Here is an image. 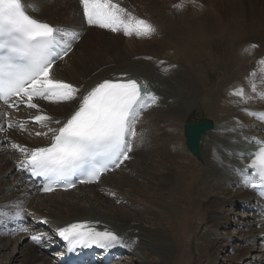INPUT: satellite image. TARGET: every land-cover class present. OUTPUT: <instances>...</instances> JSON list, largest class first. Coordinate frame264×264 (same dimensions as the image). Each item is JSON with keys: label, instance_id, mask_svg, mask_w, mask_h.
I'll list each match as a JSON object with an SVG mask.
<instances>
[{"label": "bare ground", "instance_id": "1", "mask_svg": "<svg viewBox=\"0 0 264 264\" xmlns=\"http://www.w3.org/2000/svg\"><path fill=\"white\" fill-rule=\"evenodd\" d=\"M122 1L127 4L135 1L139 3V9H151V14L156 16L155 20L159 24L158 36L152 38L159 42L156 49H145L144 54L138 55V52L134 51L137 50L134 49L137 44L131 39L133 44L126 49L127 56H114L113 52L108 54L109 50L104 53L100 46L97 47L93 43L98 39L104 41L107 35L85 27L77 0H24L30 13L36 14L40 20L59 28L74 27L84 35L83 43L77 45L82 48V53L79 52V56L76 54L79 57L78 63L70 60L76 53L75 50L55 67L52 71L54 78L71 83L79 87L82 94H86L102 81L126 74L128 78L147 81L153 92L162 97L154 108L158 105L161 107L144 113V119L139 123L141 137L149 138L150 144L146 140L136 139L137 152L131 154L137 157L136 163H131L122 172L118 171L120 173L102 178L97 187L99 189H80L51 198L34 196L29 186L15 177L12 156L0 147V182L3 184L0 186V203H24L41 218L48 219L50 225L55 228L75 221L100 222L103 227L124 234L127 238L130 243L127 252L129 256L123 257L127 264H214L221 253L220 248L225 246L229 248L231 256L238 253L239 257L236 259L239 258L240 261L250 258L251 261L255 260L253 264H264V216L257 212L250 214L252 208L260 210V207L256 204L254 195L244 189L241 177L236 171L246 165L244 151L255 147L256 138L264 141V122L261 123L245 113H264V96L261 95L264 93V67L261 66V61H264V23L261 21L264 14L257 13L259 8L248 7L245 0H221L223 14L222 11L219 12L218 6L213 5L210 7L211 12L206 13V16H209L205 21L191 23L186 18L187 23H180L172 22V14L162 9L163 0ZM186 8L191 7H185V11H188ZM210 8L207 7V10ZM192 12L194 20L197 12L193 13L194 15ZM256 13L258 16L254 20L257 22L251 25L259 26V30L242 33L238 23L247 21L248 15L253 16ZM226 23L228 25L224 28ZM248 36L254 40L255 37L260 39L259 47L263 54L259 55V58L241 55L237 48L233 51L229 49L232 53H223L219 59L213 58L207 52H204L206 58L201 54L205 49L210 50L211 45L224 47L220 45V41L229 38H236L231 41L229 48L237 47L243 44ZM113 37L115 42L120 40V37ZM197 40L199 42L196 43ZM200 44L204 46L203 49H196ZM107 47L112 48L111 42ZM252 51L254 49L250 46L246 48V52ZM101 67H106L105 71L97 73ZM244 77L247 78L244 83L239 82L243 81ZM228 84L231 85L226 89ZM240 88L244 89L247 100L227 95L231 90ZM183 101L189 105L183 106ZM79 103L80 98L75 100L74 105L56 101L48 106L42 102L39 105L41 114L53 117V127L57 125L55 120L69 116ZM1 111L0 105V113ZM35 114L37 110L30 109L22 117L32 121ZM204 119L213 121L214 130L207 132L201 141L200 156L204 162V165H201L187 153L188 150L183 146L182 134L186 146L185 125L189 121L199 122ZM237 119L241 121H235ZM3 120L4 117L0 118V124ZM39 126L38 123L25 134L11 132L10 143L29 149L49 145L51 133L38 138L36 133L46 132L43 127L40 132ZM5 136L6 134L0 133V143ZM232 141L238 142V146L230 144ZM220 142L228 143L235 152L217 150L215 145ZM215 151L219 157L215 156ZM156 168L162 171H156ZM223 174L230 176L221 178ZM216 175H219L220 179ZM139 180L143 185L138 183ZM104 186L112 190L117 197L108 198L105 195L106 189H102ZM72 194L74 196L71 199L69 195ZM194 194H197V199ZM119 201L123 205L117 207ZM226 207L231 209L226 210ZM130 208L131 210H128ZM181 214L183 217H180ZM230 215L243 220L234 223L242 233L241 236L229 237L221 233L222 227L230 225L231 220L226 223V217ZM205 216L209 217V227L204 235H199L195 230H199ZM154 247L168 252L172 248L176 249L177 256L173 260L165 257L159 260L155 256ZM19 249L27 257L25 264H51L42 253L24 240L0 238V255L9 250L16 251V255L7 254V264H15V259L21 258Z\"/></svg>", "mask_w": 264, "mask_h": 264}, {"label": "snow or ice", "instance_id": "2", "mask_svg": "<svg viewBox=\"0 0 264 264\" xmlns=\"http://www.w3.org/2000/svg\"><path fill=\"white\" fill-rule=\"evenodd\" d=\"M79 4L88 25L112 32L123 31L125 35L148 36L155 31L148 21L134 17L115 0H79ZM29 12L22 0H0V103L9 108L26 105L37 110L32 120L47 128V132L36 135H52L47 147L27 149L13 144L12 147L25 157L18 167L30 171L33 176L43 177L48 182L42 188L45 192L54 190L50 184L58 182V177L77 170L89 177L81 183L99 180L110 165L119 167L124 160L130 159L131 140L137 135L136 125L143 112L156 106L160 97L151 91L147 81L126 78V74L106 79L86 94H81L79 87L54 78L55 61L71 51L72 43L79 40L80 33L40 21ZM252 87L255 91V85ZM230 94L247 100L243 88ZM78 95V110L63 123L55 120V124L61 125L59 127L50 126L53 118L41 114L40 105L35 102L37 99L67 102ZM248 114L264 122V113ZM25 126L24 121H9L6 125L20 130ZM4 130L5 125L0 124V131ZM254 142L261 146L249 154L251 162L236 171L245 186L264 193V141ZM67 186L74 187V184ZM13 206L19 207L18 204ZM23 212L21 208L10 218L22 219ZM7 215L0 211V216ZM42 235H32L31 239L39 244ZM59 235L69 243L70 251L94 245L104 250L127 246L124 238L115 231L99 230L87 222L61 228Z\"/></svg>", "mask_w": 264, "mask_h": 264}, {"label": "rangeland", "instance_id": "3", "mask_svg": "<svg viewBox=\"0 0 264 264\" xmlns=\"http://www.w3.org/2000/svg\"><path fill=\"white\" fill-rule=\"evenodd\" d=\"M29 1V0H28ZM179 1H182V0H163V8L162 9H166L168 12H170V14H172L171 15V21L172 22H180V23H183V22H185V23H187L186 21V18H188V21H190L191 23L192 22H194V23H196V22H198V21H201V20H203V21H205V19H207L208 18V16L209 15H207L206 16V13L208 14V13H210L211 12V6H213V5H215L218 9H220L219 10V12H221L222 11V14H223V11H224V8H223V6H221L222 4V1L221 0H210V1H203L202 0V2L201 1H197V0H194V1H196V2H198V6H197V8H195V10H191L192 8H186V9H188V11H185V8L183 9V11L181 10V11H179L178 10V8L177 9H175V11H174V8H175V4H177ZM193 1V0H192ZM118 2H120V3H122V4H124L125 6H129V7H131L132 9H134V10H137L138 12H139V17H143V18H149L155 25H156V27H157V24H158V22H156V20H155V18H156V16H154L153 14H151L152 13V11H148L146 8H142V9H139V7H138V4L139 3H137V2H135V1H132V4H127V3H125V2H123L122 0H118ZM221 2V3H220ZM166 3V4H165ZM203 3V4H202ZM214 3V4H213ZM245 3L248 5V7H252V8H254V9H258L259 11H257V13H263L264 14V0H245ZM157 4V3H156ZM169 5V6H168ZM203 5H205V6H203ZM150 5H148V7H149ZM171 6H174V8H172ZM243 6H246V5H243ZM204 7V8H203ZM207 7L208 8H210V10H207ZM256 7V8H255ZM150 8V7H149ZM171 9H173V10H171ZM197 9V10H196ZM204 9V10H203ZM222 9V10H221ZM156 10V12H157V9H155ZM239 10V9H238ZM174 11V12H173ZM178 11V12H177ZM193 11V12H192ZM240 11V10H239ZM263 11V12H262ZM68 12H69V10H68ZM191 12H192V14L194 13H196L195 14V19L193 20V18H192V16H191ZM218 12V13H219ZM174 13V14H173ZM183 15H182V14ZM256 13V15L255 14H253V16L252 15H248L247 16V21H241V22H239L238 23V28H239V30L240 31H242V33H244V32H247V31H257V30H259V26H256V25H254V26H252L251 25V23H253V22H257V20H254L255 18H257V16H258V14ZM193 14V15H194ZM187 15V16H186ZM199 15V16H198ZM246 15H247V11H246ZM185 16V17H184ZM251 16V17H250ZM254 16H256V17H254ZM175 17V18H174ZM189 17H191L190 19H189ZM202 17V18H201ZM207 17V18H206ZM177 19V20H176ZM197 19V20H196ZM155 20V21H154ZM174 20V21H173ZM262 21V23H264V19L263 20H261ZM221 22H223V21H221ZM248 23V24H247ZM246 24H247V26H246ZM159 25V24H158ZM228 25V23H226V24H224L223 26H224V28L226 27ZM242 26V27H241ZM244 27V28H243ZM250 27V28H249ZM254 27V28H253ZM259 27V28H258ZM218 29V28H217ZM250 29V30H249ZM215 30V29H214ZM100 33H101V31H99ZM241 33V34H242ZM104 34V33H103ZM106 34V33H105ZM107 35V38H104L105 40L103 41V40H100V39H98V41H96V42H94L93 44L94 45H97V47L98 46H100L101 48H102V50H103V52L104 53H106L108 50V54H112V52H113V55L114 56H120V57H123V56H127V48L128 47H130L132 44H133V42L131 41V39H123V38H120V40H118V41H113L114 40V37L113 36H111V35H109V34H106ZM158 36V32H157V34L153 37V38H156ZM98 37H96V39H97ZM256 38V40H254V38H249V36L248 37H245V40L243 41V44L241 43V45H238L237 47H233V48H229V44L231 43V41L233 42L236 38H234V39H232L231 38V40H230V38L229 39H226V40H221L220 41V45H224V47H220L219 45L217 46V47H215V46H213V45H211V48H210V50L209 49H205V50H203L202 52H201V54H202V56H206V54H204V52L206 53L207 52V54H209V55H212V57L214 58H218L219 59V57H221L222 56V54L223 53H225V54H227V55H230L232 52H231V50H229V49H232V51L234 50V49H238V51H239V48H241V49H243L246 45H247V43H249V42H255V43H257V44H259L260 42L259 41H257L258 40V38L257 37H255ZM84 38H82V40H83ZM133 39V38H132ZM244 38H242V40H243ZM112 40V41H111ZM134 41H135V43L137 44V46H136V48H134V49H137V50H134V51H136V52H138V55L139 54H144V50L145 49H148V50H154V49H156L157 47H158V45H159V42L158 41H156V40H153V39H150V41H146V40H139V42L137 41V40H135V39H133ZM93 41H95V40H93ZM111 42V45H112V48L111 49H109L108 47H107V45H109V43ZM113 42V43H112ZM197 42H199L198 40L196 41V43ZM83 42H81L80 44H82ZM97 43H99V44H97ZM79 44V45H80ZM247 46H249V44L247 45ZM203 45L202 44H200V45H198L197 46V48L196 49H198V50H201V49H203ZM82 49V48H81ZM81 49H80V47H77V51H76V53L74 54V55H72V58L70 59L71 60V62H73L74 61V63L75 64H77L78 62V59H79V57H77L76 56V54L79 56L80 55V53L79 52H81ZM105 49V50H104ZM107 50V51H106ZM227 51V52H225V51ZM106 51V52H105ZM210 51V52H209ZM211 51H212V53H211ZM215 51V52H214ZM110 52V53H109ZM245 52H246V50H245ZM244 52V53H245ZM82 53V52H81ZM220 54V55H219ZM214 55V56H213ZM216 55V56H215ZM257 55V54H256ZM206 58V57H205ZM218 59H216V60H218ZM237 60V59H236ZM105 69H106V67H101V68H99L98 70H97V73H100V72H102V71H105ZM216 80V78L213 80V87L215 86V81ZM239 82H243L244 83V81H240L239 80ZM230 85L231 84H228L227 86H226V89H229V87H230ZM217 86V85H216ZM215 88V87H214ZM154 93H156L155 91H154ZM156 95H157V93H156ZM183 106H188L189 104H186L184 101H183ZM182 137H183V146L185 147V149H186V151H187V148H186V146H185V139H184V136H183V134H182ZM149 143H150V140H147ZM230 144H232V145H234V146H238V142H231ZM215 147L217 148V150H219V151H226V152H230V153H234L235 152V149H231L230 148V145L228 144V143H226V142H220V143H218L217 145H215ZM187 153H188V151H187ZM189 154V153H188ZM214 154H215V156L216 157H219V155H218V153H217V151H215L214 152ZM150 155V154H149ZM191 156V158L193 159V160H195L196 162H198V163H200L201 165H204V162H203V158L201 157V162L200 161H198L196 158H194L192 155H190ZM133 158H135L134 156H133ZM136 160H137V157L131 162V163H133V164H135L136 163ZM131 163H129V166H130V164ZM205 167L206 168H208L206 165H205ZM125 168H127V164L123 167V169L122 170H120V172H122ZM211 169V168H210ZM156 171H162L160 168H156L155 169ZM120 172H118V173H120ZM230 176L229 174H223V176L221 177V178H224V177H226V176ZM216 177H218V179H220V176L219 175H216ZM11 179V178H10ZM140 182H138L140 185H143V182L141 181V180H139ZM142 182V183H141ZM3 184H1V182H0V186H2ZM1 189V188H0ZM91 189H95V188H91ZM97 189H99V188H97ZM68 194V193H67ZM70 196V198L72 199V197L74 196L73 194L72 195H69ZM49 197V196H48ZM194 197L197 199L198 198V196H197V194H194ZM47 198V197H46ZM51 198V197H50ZM88 205V204H87ZM123 205V204H122ZM166 205L168 206L169 205V203L167 204L166 203ZM121 205L120 204H118L117 203V207H120ZM114 207V206H113ZM123 207H125V206H123ZM151 209L153 210V207H151ZM231 208L230 207H226V210H230ZM128 210H131V208L130 209H128ZM178 214H180L179 212H178ZM241 215H245V213H240ZM250 214H252V213H250ZM180 217H183V214H181L180 215ZM229 220H231V223H230V225L228 226L227 225V227H222L221 229H220V231H221V233H223L224 235H226V236H228L229 235V237L231 236V237H238V236H241L242 235V233H240L239 231H238V227H236L235 226V222L236 221H243L242 219H240V218H236V217H233V216H227L226 217V223L228 224L229 223ZM148 224V223H147ZM147 226V225H146ZM207 227H209V217L208 216H205L204 217V221L202 222V225L199 227V230H195V232L197 233V234H199V235H204L205 233H206V231H207ZM235 227H236V229H235ZM231 234H233V236L231 235ZM226 242L228 243L229 242V239H227L226 240ZM235 244H237L236 242H234ZM1 244H4V243H1ZM260 244V243H259ZM226 245V244H225ZM257 246H260V245H258V244H256ZM156 249V250H155ZM154 252H155V256L157 257V258H159V260H160V258L161 257H165V258H168V259H170V260H173L176 256H177V251H176V249H171L169 252H168V250H162V249H159V247H154ZM220 251H221V253H219L218 254V256H217V260L215 261V263L214 264H235L236 262H238V263H240V264H248V263H251V264H253L252 262H254L255 260L253 259L252 261H251V259L250 258H248L247 259V261H244V260H242V261H240V259L238 258V259H236V257H239V254L238 253H234V254H232V256L230 255V251H229V248L227 247V246H225V247H222V248H220ZM15 250L12 252V250H9V251H6L4 254H6V255H4V254H1L0 255V264H5L6 263V259H8V255L7 254H12V255H16L15 254ZM192 252L194 253V251L192 250ZM18 253H20L21 254V258L20 259H18V258H16L15 260V264H25L26 263V261H27V257H26V255H25V253L23 252V251H21V249H19V251H18ZM17 253V254H18ZM253 257V256H252ZM126 260V259H125ZM21 262V263H17V262ZM124 261V260H123ZM171 262H173V261H171ZM7 264V263H6ZM43 264V263H42ZM46 264V263H45ZM120 264H127V260H126V262H123V263H120Z\"/></svg>", "mask_w": 264, "mask_h": 264}, {"label": "water", "instance_id": "4", "mask_svg": "<svg viewBox=\"0 0 264 264\" xmlns=\"http://www.w3.org/2000/svg\"><path fill=\"white\" fill-rule=\"evenodd\" d=\"M210 128H211V124L206 123V122L202 123L199 126H195V127L191 125L186 126L187 134H188V137L190 138L189 145L195 153L198 154L197 143H198L200 135Z\"/></svg>", "mask_w": 264, "mask_h": 264}]
</instances>
